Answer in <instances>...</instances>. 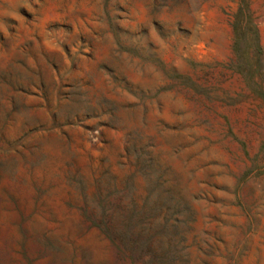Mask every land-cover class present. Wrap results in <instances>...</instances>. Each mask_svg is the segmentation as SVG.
Wrapping results in <instances>:
<instances>
[{
    "label": "rangeland",
    "instance_id": "1",
    "mask_svg": "<svg viewBox=\"0 0 264 264\" xmlns=\"http://www.w3.org/2000/svg\"><path fill=\"white\" fill-rule=\"evenodd\" d=\"M0 264H264V0H0Z\"/></svg>",
    "mask_w": 264,
    "mask_h": 264
}]
</instances>
